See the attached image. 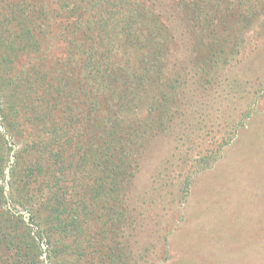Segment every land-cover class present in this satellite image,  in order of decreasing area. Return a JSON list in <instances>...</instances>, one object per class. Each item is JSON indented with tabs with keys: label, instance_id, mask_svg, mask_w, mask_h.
<instances>
[{
	"label": "trees",
	"instance_id": "16d2710c",
	"mask_svg": "<svg viewBox=\"0 0 264 264\" xmlns=\"http://www.w3.org/2000/svg\"><path fill=\"white\" fill-rule=\"evenodd\" d=\"M3 1L0 264H45L41 244L50 264H76L72 257L80 263L89 249L100 264H129L134 231L151 222L145 215L152 205L133 204L140 157L153 139L175 136L168 110L187 83L184 75H167L172 54L190 57L197 87L218 62L207 52L215 27L230 44L238 28L258 20L264 0H0V8ZM78 65L86 78L80 86ZM150 83L157 92H146ZM180 127L176 153L183 147L190 154L198 136ZM173 151L151 175V192L160 198L171 179L187 194L192 174L215 154H190L188 170L170 178ZM91 219L103 224L94 230ZM156 227L163 254L176 224ZM111 229L120 238L113 245L104 240Z\"/></svg>",
	"mask_w": 264,
	"mask_h": 264
},
{
	"label": "rangeland",
	"instance_id": "374dc122",
	"mask_svg": "<svg viewBox=\"0 0 264 264\" xmlns=\"http://www.w3.org/2000/svg\"><path fill=\"white\" fill-rule=\"evenodd\" d=\"M6 9L7 4L3 1L0 10ZM234 11L237 14L238 10ZM260 13L258 20L246 22L244 28L231 24V31L236 32L238 28L240 36L230 44L223 39L224 30L215 27L212 39H209L211 49L207 52L215 53L218 62L211 73L203 74L199 84L196 82L197 87L193 84L194 77L190 76V57L172 54L168 62L171 69L166 68L167 75L178 79L179 74L184 75L183 81L186 79L187 83L178 89L181 94L177 100L174 101L173 97L168 110L171 120L166 125L176 132L175 136L181 133L180 126L190 128L191 135L194 132L193 136H198L193 146L199 147L190 151L191 157L194 153L198 156L209 151H215V154L204 170L197 169L192 174L187 194L181 196L180 184L171 179L167 180L168 186L160 198L151 192V175L159 159L174 150L175 157L170 156L173 165L171 178L177 171L188 170L190 154L183 147L176 153V143L179 145L180 142L175 136L153 139L146 147L140 157V170L133 181L132 198L133 204L140 205L142 210L152 205L150 213L145 215H149L151 222L147 219L141 230L134 231L130 240L132 247L126 256L129 264H264V5ZM232 44L240 54L232 51ZM114 55L117 56L115 60L124 66L126 56L118 51ZM174 68H178L176 72ZM76 71H80L79 74L75 72L80 78V86L86 82L85 72L80 65ZM156 86L150 83L146 92H157ZM152 97L149 95L148 98ZM221 141L224 145L218 149L217 144ZM4 184L6 192L9 186L6 182ZM98 207L95 206L94 211ZM22 213L24 220L28 221V212ZM93 219L94 230L99 229L103 223ZM169 222L176 227L168 236L167 252L162 254L153 230L156 224L162 229ZM98 235L102 236L100 231ZM109 235L112 236L104 240L110 245L120 240L116 230L111 229ZM41 245L45 251L41 258L45 264H50L46 260L47 244ZM86 253L80 263L73 257L71 261L100 264L91 249Z\"/></svg>",
	"mask_w": 264,
	"mask_h": 264
}]
</instances>
